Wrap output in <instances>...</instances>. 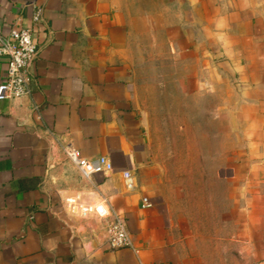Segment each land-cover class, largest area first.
Masks as SVG:
<instances>
[{
  "label": "crops",
  "instance_id": "0c3cea01",
  "mask_svg": "<svg viewBox=\"0 0 264 264\" xmlns=\"http://www.w3.org/2000/svg\"><path fill=\"white\" fill-rule=\"evenodd\" d=\"M13 25L31 29L38 53L29 93L0 99V264H211L151 149L152 83L176 111L212 85L229 92L242 149L229 173L235 228L219 250L264 263V0H0V33ZM6 71L0 56V82ZM64 147L113 168L85 178ZM73 194L105 202L137 251L111 249L106 219L68 210Z\"/></svg>",
  "mask_w": 264,
  "mask_h": 264
},
{
  "label": "rangeland",
  "instance_id": "374dc122",
  "mask_svg": "<svg viewBox=\"0 0 264 264\" xmlns=\"http://www.w3.org/2000/svg\"><path fill=\"white\" fill-rule=\"evenodd\" d=\"M228 93L212 85L209 93L175 99L176 111L170 109V101L166 108L159 107L154 84L147 85L144 103L151 113V149L164 163L168 196L194 223L201 252L210 263L257 264L225 259L219 250L235 228L228 195L233 183L229 173L242 149L233 106L226 101ZM219 170L226 176L219 178Z\"/></svg>",
  "mask_w": 264,
  "mask_h": 264
},
{
  "label": "built area",
  "instance_id": "2783aa9c",
  "mask_svg": "<svg viewBox=\"0 0 264 264\" xmlns=\"http://www.w3.org/2000/svg\"><path fill=\"white\" fill-rule=\"evenodd\" d=\"M40 13L41 9L36 8L32 16L34 22L39 21ZM37 53L38 48L32 39V31L29 27L13 25L7 33H0V56L5 57L7 61L5 80L0 82V99L14 98L29 93L30 74L28 69ZM65 152L85 178L97 172H109L113 168L110 160L104 155L87 159L79 155L78 151L73 148H66ZM124 177L126 178V187L130 189L132 185L129 174L125 172ZM141 201L142 206L149 205L146 197H143ZM65 204L72 213L83 216L94 214L106 219V240L111 249L131 247L135 252L137 251L131 244L124 220L116 215L105 202L87 203L81 200L79 194H73L65 198ZM138 264L149 263L140 261Z\"/></svg>",
  "mask_w": 264,
  "mask_h": 264
}]
</instances>
